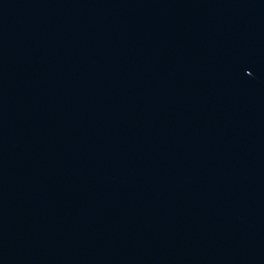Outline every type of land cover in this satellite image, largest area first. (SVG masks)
<instances>
[{
  "label": "water",
  "instance_id": "water-1",
  "mask_svg": "<svg viewBox=\"0 0 264 264\" xmlns=\"http://www.w3.org/2000/svg\"><path fill=\"white\" fill-rule=\"evenodd\" d=\"M0 264H264V0H0Z\"/></svg>",
  "mask_w": 264,
  "mask_h": 264
}]
</instances>
